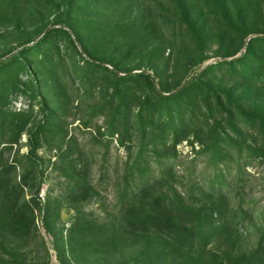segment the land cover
Here are the masks:
<instances>
[{"label": "rangeland", "instance_id": "rangeland-1", "mask_svg": "<svg viewBox=\"0 0 264 264\" xmlns=\"http://www.w3.org/2000/svg\"><path fill=\"white\" fill-rule=\"evenodd\" d=\"M258 37L264 0H0V158L28 203L20 211L2 200L0 264L247 259L264 236V125L252 120L264 118ZM168 166L180 187L209 188L213 176L215 187H235L248 216L232 236L176 251L163 235L125 229L127 180ZM31 219L19 241L11 225Z\"/></svg>", "mask_w": 264, "mask_h": 264}, {"label": "trees", "instance_id": "trees-1", "mask_svg": "<svg viewBox=\"0 0 264 264\" xmlns=\"http://www.w3.org/2000/svg\"><path fill=\"white\" fill-rule=\"evenodd\" d=\"M258 41H264V38L258 37L254 39L253 43ZM249 57H252V55ZM257 73L258 71H256ZM259 73L260 76H264L262 71H259ZM137 77L143 78L150 84L152 83L151 90L157 98L171 99V97H165L156 90L152 76L141 73ZM197 80L195 78L193 81H189L186 84L188 86L179 94L185 93L184 91L190 87H195L198 84ZM210 93L212 91L207 93L205 98L207 101L206 112H213V108H210L209 105L210 99L208 96ZM179 94L173 95V97H177ZM215 94L217 95L216 92ZM216 100L218 103L216 105L217 108L223 111L219 95ZM189 112L194 113L195 111L192 107H189ZM5 113L9 114L10 112L6 111ZM239 114L230 115V119L234 120L240 116ZM192 117H194L193 114ZM248 119L251 120V118L245 120ZM252 120L255 123L264 125L263 117H252ZM25 126L26 124L18 127L16 136L25 130ZM173 134L175 136L171 146L173 153H167L168 159L175 158V147L179 141L176 138L177 131H173ZM17 142L18 139L12 138L5 144L10 147V145ZM7 150L9 148H6ZM214 156L216 157V155ZM13 167L14 165L4 163L0 158V205L2 200L7 199V203L4 206L9 205L13 210L24 211L28 207V203L24 202L27 187L24 183L10 182V173ZM218 179L220 178H214L213 176L210 179L212 185L209 188L180 187V177L176 175L175 167L173 166L161 169L160 174L152 179H148L144 175H140L138 178H131L126 182L127 190L121 201L122 206L119 211V218L125 229L133 233L147 234L153 232L163 235L168 239L169 245L176 251H192L196 248L204 249L215 238L232 236L235 232L237 220H241L243 216H248V211L245 210L242 204L238 202L234 204V201H236L233 196L235 187L229 185L225 189L223 185H219L223 183H219L215 187L214 184ZM136 184L138 186L133 188ZM84 190L85 187L79 186L73 195L77 196ZM33 221L31 219L29 225H25L24 221H14L11 225V233L14 234L13 236L16 239L23 241L24 236H28L27 230H30L34 224ZM228 262L229 264H264V236L256 250L247 259L238 262L229 260Z\"/></svg>", "mask_w": 264, "mask_h": 264}, {"label": "water", "instance_id": "water-1", "mask_svg": "<svg viewBox=\"0 0 264 264\" xmlns=\"http://www.w3.org/2000/svg\"><path fill=\"white\" fill-rule=\"evenodd\" d=\"M185 87V85L184 86H182V87H180L179 89H177L176 91H174L173 93H177V92H179L180 90H182L183 88Z\"/></svg>", "mask_w": 264, "mask_h": 264}]
</instances>
